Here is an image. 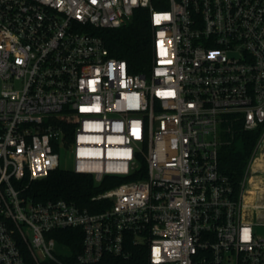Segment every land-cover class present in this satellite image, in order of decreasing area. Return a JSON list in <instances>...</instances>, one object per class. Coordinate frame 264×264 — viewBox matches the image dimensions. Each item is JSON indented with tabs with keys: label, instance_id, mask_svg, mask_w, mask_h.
I'll use <instances>...</instances> for the list:
<instances>
[{
	"label": "built area",
	"instance_id": "2783aa9c",
	"mask_svg": "<svg viewBox=\"0 0 264 264\" xmlns=\"http://www.w3.org/2000/svg\"><path fill=\"white\" fill-rule=\"evenodd\" d=\"M153 1L0 0V264H93L130 245L146 264H264V0ZM137 8L147 75L92 32ZM234 124L259 130L237 190L218 167ZM61 149L95 185L122 179L90 198L108 206L27 192ZM65 228L82 232L73 262L49 235Z\"/></svg>",
	"mask_w": 264,
	"mask_h": 264
},
{
	"label": "trees",
	"instance_id": "16d2710c",
	"mask_svg": "<svg viewBox=\"0 0 264 264\" xmlns=\"http://www.w3.org/2000/svg\"><path fill=\"white\" fill-rule=\"evenodd\" d=\"M158 0H154L155 4ZM92 32L98 34L104 41L111 56L125 59L130 73H149L152 61L151 26L147 8L134 10L131 19L116 28H95ZM233 137L223 144L218 153V167L228 176L233 188L238 189V182L248 162L250 153L259 130L243 131L238 124L233 125ZM137 177L131 175L123 179ZM121 178L106 177L99 185H95L92 177L77 174L71 170L57 168L43 179L30 183L27 192L35 200L63 198L74 202L89 211L101 210L110 204L109 201L93 203L91 196L98 191L118 183ZM59 244L65 245L70 255H62L65 262H73L76 254L82 250V232L79 228L52 230ZM131 255L127 258L105 253L93 264H146V246L130 245ZM26 264H31L30 257L25 254Z\"/></svg>",
	"mask_w": 264,
	"mask_h": 264
},
{
	"label": "rangeland",
	"instance_id": "374dc122",
	"mask_svg": "<svg viewBox=\"0 0 264 264\" xmlns=\"http://www.w3.org/2000/svg\"><path fill=\"white\" fill-rule=\"evenodd\" d=\"M59 168L64 170H71L73 166V158L70 153H68L66 150L61 149L59 150ZM259 164L256 163L254 167H258ZM256 184L258 185H264V180L262 179H256ZM256 232L260 235H264V226H258L256 228Z\"/></svg>",
	"mask_w": 264,
	"mask_h": 264
}]
</instances>
